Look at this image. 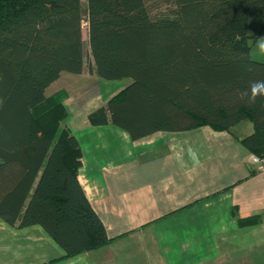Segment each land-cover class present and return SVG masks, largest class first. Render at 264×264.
I'll use <instances>...</instances> for the list:
<instances>
[{"label": "trees", "instance_id": "16d2710c", "mask_svg": "<svg viewBox=\"0 0 264 264\" xmlns=\"http://www.w3.org/2000/svg\"><path fill=\"white\" fill-rule=\"evenodd\" d=\"M149 1L0 0V220L41 227L67 258L109 243L77 180L65 94H45L61 74L83 73V23L90 73L130 81L88 115L92 126L136 141L249 121L240 143L264 160V100L249 101L264 81V64L250 58L264 38V0H159L160 13Z\"/></svg>", "mask_w": 264, "mask_h": 264}, {"label": "crops", "instance_id": "0c3cea01", "mask_svg": "<svg viewBox=\"0 0 264 264\" xmlns=\"http://www.w3.org/2000/svg\"><path fill=\"white\" fill-rule=\"evenodd\" d=\"M129 83L63 73L45 92L65 94L62 126L81 155L77 180L109 243L67 258L41 227L0 220V264H264V171L240 143L252 124L136 141L115 126H92L88 115Z\"/></svg>", "mask_w": 264, "mask_h": 264}, {"label": "rangeland", "instance_id": "374dc122", "mask_svg": "<svg viewBox=\"0 0 264 264\" xmlns=\"http://www.w3.org/2000/svg\"><path fill=\"white\" fill-rule=\"evenodd\" d=\"M82 4L85 5V0H82ZM149 6L151 8L152 13H160L164 12L166 10L165 4L160 2L159 0H151L149 1ZM82 40L84 41L85 44V66L83 70V74H91L89 71V67L92 64L90 55H89V50L87 47V25L83 23L82 25ZM250 58L253 61H256L258 63L264 64V54H261L259 52V49L256 46V43L252 46L251 51H250Z\"/></svg>", "mask_w": 264, "mask_h": 264}, {"label": "clouds", "instance_id": "9594fccd", "mask_svg": "<svg viewBox=\"0 0 264 264\" xmlns=\"http://www.w3.org/2000/svg\"><path fill=\"white\" fill-rule=\"evenodd\" d=\"M256 46L261 54H264V38H260L256 41ZM247 95V93H245ZM257 97L264 100V81H257L251 85V95L249 97L250 102H255Z\"/></svg>", "mask_w": 264, "mask_h": 264}, {"label": "built area", "instance_id": "2783aa9c", "mask_svg": "<svg viewBox=\"0 0 264 264\" xmlns=\"http://www.w3.org/2000/svg\"><path fill=\"white\" fill-rule=\"evenodd\" d=\"M250 164L255 166L259 171H264V160H261L255 156H250Z\"/></svg>", "mask_w": 264, "mask_h": 264}]
</instances>
